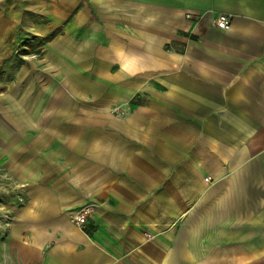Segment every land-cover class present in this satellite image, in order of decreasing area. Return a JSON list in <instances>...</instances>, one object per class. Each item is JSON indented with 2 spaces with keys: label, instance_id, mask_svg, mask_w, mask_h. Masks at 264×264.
<instances>
[{
  "label": "crops",
  "instance_id": "obj_1",
  "mask_svg": "<svg viewBox=\"0 0 264 264\" xmlns=\"http://www.w3.org/2000/svg\"><path fill=\"white\" fill-rule=\"evenodd\" d=\"M16 40L17 264H264V0H0Z\"/></svg>",
  "mask_w": 264,
  "mask_h": 264
},
{
  "label": "rangeland",
  "instance_id": "obj_2",
  "mask_svg": "<svg viewBox=\"0 0 264 264\" xmlns=\"http://www.w3.org/2000/svg\"><path fill=\"white\" fill-rule=\"evenodd\" d=\"M21 38V39H20ZM30 36L23 35L20 40L29 41ZM17 45H11V57L0 66V91L17 83L20 70H24V56L31 51ZM0 159V264H17V184Z\"/></svg>",
  "mask_w": 264,
  "mask_h": 264
},
{
  "label": "built area",
  "instance_id": "obj_3",
  "mask_svg": "<svg viewBox=\"0 0 264 264\" xmlns=\"http://www.w3.org/2000/svg\"><path fill=\"white\" fill-rule=\"evenodd\" d=\"M188 18V17H187ZM231 17L225 14L215 15L213 18L214 26L221 31H226L230 28ZM116 112V111H115ZM95 210V205L90 204L83 206L82 208L70 212L68 214V220L75 228L82 232H86L87 219Z\"/></svg>",
  "mask_w": 264,
  "mask_h": 264
}]
</instances>
